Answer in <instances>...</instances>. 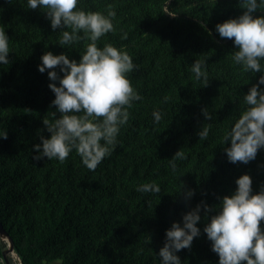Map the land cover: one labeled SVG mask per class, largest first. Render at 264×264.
I'll list each match as a JSON object with an SVG mask.
<instances>
[{
	"label": "trees",
	"instance_id": "obj_1",
	"mask_svg": "<svg viewBox=\"0 0 264 264\" xmlns=\"http://www.w3.org/2000/svg\"><path fill=\"white\" fill-rule=\"evenodd\" d=\"M109 6L116 12V30L99 46L111 43L132 57L138 67L128 78L142 100L129 109L115 150L90 171L75 151L63 163L37 161L32 147L40 135H50L43 120L56 111L47 71L37 69L40 57L63 52L79 61L87 41L61 47L60 29L50 27L43 11L28 9L26 0H0V27L10 47V63L0 64V132H7L0 138V223L18 260L7 255L10 264H159L156 253L165 230L184 213L201 201L217 205L242 174L252 178L253 193L264 186V150L248 164H232L222 139L260 75L234 64L235 46L215 31L217 23L242 14L239 0H81L77 5L105 15ZM260 15L264 11L253 13ZM195 60H206V86L190 71ZM204 108L212 120L204 118ZM156 110L162 115L158 123ZM209 124L208 138L199 140L198 131ZM177 151L186 158L176 160L173 173L169 160ZM152 181L160 193L136 191ZM189 189L195 194L187 198ZM214 214L205 216L201 207V235L177 253L182 264H217L203 232ZM6 249L0 237L2 261Z\"/></svg>",
	"mask_w": 264,
	"mask_h": 264
},
{
	"label": "clouds",
	"instance_id": "obj_2",
	"mask_svg": "<svg viewBox=\"0 0 264 264\" xmlns=\"http://www.w3.org/2000/svg\"><path fill=\"white\" fill-rule=\"evenodd\" d=\"M80 3L81 0H26L28 9L39 8L50 21V27L60 29L58 44L61 47H74L87 41L79 61L63 52L54 55L48 51L40 57L37 69L40 73L47 71L48 87L54 93L51 104L56 111L51 113L52 119L43 120L50 135L39 136L40 143L32 146L33 159H56L63 163L75 151L82 164L95 171L115 150L121 127L130 118L129 109L142 97L128 78L138 67L132 57L111 43L99 46L102 37L115 32L116 12L110 6L106 15L86 11L77 7ZM239 7L244 10L242 14L217 23L215 31L235 46L231 56L234 64L241 66L245 73H260L256 83L243 95L246 107L222 138L223 144L229 145L224 148L227 161L248 164L258 151L264 150V15L253 16L258 10L264 11V0H239ZM126 38L127 33H123L121 39ZM9 53V36L0 27V64L10 63ZM190 71L195 80H202L204 86L208 84L206 60H195ZM201 112L206 120L214 118L206 108ZM152 115L154 123L162 119L158 110ZM210 128L211 124L198 131L199 140L208 138ZM0 138H7L5 130L0 132ZM173 157L169 165L175 173L176 160L186 157L182 151H177ZM235 185L232 194L220 198L214 207L201 201L184 213L180 222L174 221L165 230L163 246L156 253L159 264H182L177 253L190 249L194 238L201 235L197 224L201 221L202 206L205 216L215 212L203 232L211 242V250L218 255L217 264H264V227L261 226L264 186L253 193L252 178L248 174L239 176ZM136 191L158 194L161 188L152 181L137 185ZM194 194L192 189L185 193L187 198Z\"/></svg>",
	"mask_w": 264,
	"mask_h": 264
},
{
	"label": "water",
	"instance_id": "obj_3",
	"mask_svg": "<svg viewBox=\"0 0 264 264\" xmlns=\"http://www.w3.org/2000/svg\"><path fill=\"white\" fill-rule=\"evenodd\" d=\"M0 237L3 238V239H6L7 241V249L4 250L2 252V259L4 261L5 264H10L6 258L7 255H11V254H14L13 253V245H12V241L7 237V234L6 232L4 231L1 223H0Z\"/></svg>",
	"mask_w": 264,
	"mask_h": 264
},
{
	"label": "rangeland",
	"instance_id": "obj_4",
	"mask_svg": "<svg viewBox=\"0 0 264 264\" xmlns=\"http://www.w3.org/2000/svg\"><path fill=\"white\" fill-rule=\"evenodd\" d=\"M3 240L7 243L6 239H3ZM11 257H12V260H13L14 263H16L18 261L17 257L15 256V254H12ZM0 264H5V263L0 259ZM48 264H59V261L51 262V263H48Z\"/></svg>",
	"mask_w": 264,
	"mask_h": 264
}]
</instances>
